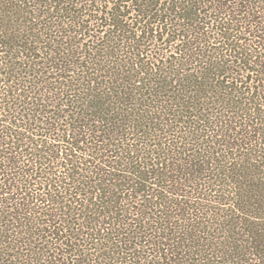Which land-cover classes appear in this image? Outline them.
<instances>
[{"label": "trees", "instance_id": "trees-1", "mask_svg": "<svg viewBox=\"0 0 264 264\" xmlns=\"http://www.w3.org/2000/svg\"><path fill=\"white\" fill-rule=\"evenodd\" d=\"M0 264H264V0H0Z\"/></svg>", "mask_w": 264, "mask_h": 264}]
</instances>
